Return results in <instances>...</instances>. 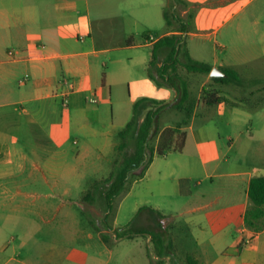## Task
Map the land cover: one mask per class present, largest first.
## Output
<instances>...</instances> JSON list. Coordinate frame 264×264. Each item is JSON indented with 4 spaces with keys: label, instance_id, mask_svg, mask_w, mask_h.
<instances>
[{
    "label": "crops",
    "instance_id": "obj_1",
    "mask_svg": "<svg viewBox=\"0 0 264 264\" xmlns=\"http://www.w3.org/2000/svg\"><path fill=\"white\" fill-rule=\"evenodd\" d=\"M138 4L145 5L146 0H0V100L5 102L3 106L13 107L0 113V144L13 139L8 127L16 129L24 117L35 132H40L55 147L48 156L47 168L51 159L65 154L79 143L77 139L73 145L71 143L69 134L72 127L88 135L92 143L100 134L96 125L105 121L112 108V88L96 61L100 54L121 49L108 47L119 39L112 31L117 15L128 12L135 22L147 16V9H138ZM166 11L187 17L196 30H189L183 22V30H179L178 23L170 30L165 29L161 18H164ZM150 19L161 32L145 33L144 44L138 45L134 44V32L130 28L126 31L127 50L143 45L153 47L162 37L176 35L181 37L189 56L209 65L211 71L214 67L223 72L230 69L226 68L225 62L217 65L214 59V64H208L195 56L190 41L200 40L203 46L213 41L220 51L229 52L235 59L264 58V0H157ZM95 21L99 23L98 28H95ZM121 29H124V25ZM150 36L155 38L154 42L148 41ZM38 45L45 48H37ZM193 45L197 50L199 44ZM167 53L162 50L161 60L166 59ZM129 60L133 61V58ZM210 73L190 74L194 79H201L203 85L208 84L206 90L217 91L219 97H227L232 82L215 83ZM142 81L145 82L144 77ZM187 83L195 98L190 81ZM167 88L171 91H166L163 98H156L152 94H143L142 97L173 101L177 93L173 88ZM234 95V104L245 100L241 97L238 101L236 97L239 95L235 90ZM91 98L95 102H91ZM57 102L67 111L62 124L56 123ZM215 107L223 109L225 102L208 106L204 99L202 102L196 100L193 117L187 125L179 128L186 134L181 151L174 150L179 139L178 134L171 131L183 120V113L178 111L179 119L160 129L152 161L146 168V177L155 180L162 196L175 199L186 196L187 202H192L185 212L191 216L185 220L183 227L192 233L200 248L199 256L195 257L198 264H264V226L262 230L254 231L244 221L246 211L251 206L248 189L251 179L255 177L252 170L226 169L219 172L220 153L214 138L208 134L207 124L195 128L201 113ZM229 140L228 148L231 149L234 140ZM190 145L193 152L186 155ZM159 147L164 150L162 155L157 153ZM10 148V157L26 158L15 144ZM84 148L87 151L89 146L84 145ZM80 154V149H77L76 155ZM194 155L199 162L198 169H194ZM208 160L216 163L215 169H208ZM34 167L36 169L24 181L31 179L35 171L42 170L38 169L37 163H34ZM18 168L8 172L0 170V208L5 207L11 193L7 179L13 180L16 195H23V183L15 179L17 174L24 171L20 162ZM194 176L199 177L196 178L197 191H193L189 185ZM227 177L233 180L224 181L219 187L221 191L214 192V178ZM206 179L211 184L203 187ZM242 183L245 184L244 189L240 187ZM184 184L185 190L182 187ZM86 204L79 202L83 210ZM62 213L63 222L66 223L62 226L63 232L69 234L70 223L76 218L70 209ZM108 216L105 212V222ZM166 220L159 207L151 209L140 217L143 227L135 230L160 234L153 228L166 227ZM90 227L93 230L86 233L88 244L84 248L73 249L53 244L40 254L36 264H148L147 248L152 246L150 236L117 237V232L126 231L130 223L121 226L115 216L104 228H98L93 222ZM248 238L252 239L251 244H245ZM6 246L8 243H3V249Z\"/></svg>",
    "mask_w": 264,
    "mask_h": 264
},
{
    "label": "rangeland",
    "instance_id": "obj_2",
    "mask_svg": "<svg viewBox=\"0 0 264 264\" xmlns=\"http://www.w3.org/2000/svg\"><path fill=\"white\" fill-rule=\"evenodd\" d=\"M156 2L157 0H146L145 5L138 4V9L146 8L148 13L145 18H139V22H135L133 16L126 12L117 15V20L112 24V31L119 39L108 47L121 49L100 54L96 61L99 70L106 75L108 84L112 88V108L105 121L96 125L100 134L92 143L88 135L72 127L69 134L71 143L73 145L76 139L79 143L74 144L65 154L51 159L50 167L47 168L48 156L55 150L53 143L45 139L40 132H35L26 117L22 118L21 125L16 129L8 127L13 139L0 144V170L8 172L19 169V162L22 164L21 169L24 171L22 174H17L15 179L23 183V195H16L13 180H6L10 182L8 188L11 193L5 207L0 208V264H22V262L36 264L40 254L53 244L69 246L73 249L84 248L88 244L86 233L92 229L90 224L93 222L98 228H104L115 216L118 217L121 226L130 223L127 232L134 231L143 227L140 217L158 207L167 219L164 222L166 227L153 229L163 237L165 248L163 255L158 256L152 242L151 248H147L148 264H187L188 256L194 258L199 256L200 248L196 245L192 233L183 227L185 220L191 216L185 212L188 204L192 202L188 203L186 196L177 199L162 196L155 180L150 176L146 177L148 159L139 167L130 170L125 188L114 200L106 222L103 217L106 212L104 193L124 159L134 153L132 140L128 141V146L123 151L117 148L122 143V139L118 136L119 132L124 130L131 120L134 103L142 98L143 94L163 98L166 91H171L166 86L159 88L149 79L150 71L156 73L154 68L149 69L148 64L152 47L143 45L131 50L126 49V31L130 28L134 32V44L138 45L144 44L145 33L161 32L150 19V13ZM173 15L175 20L171 25L166 22L165 17L161 18L165 29L170 30L178 23L179 30H183L184 23L189 30H196L187 17L182 18L180 13ZM123 25L124 29H121ZM97 26L99 27V23L95 21V28H98ZM224 30L225 28L222 32ZM196 43L199 44L197 50L193 45ZM207 44L208 46H203L200 40H193L190 41V48L195 56L206 60L208 64H214V59L217 65L225 62L226 68L237 73L242 82H232L229 86L231 91L227 93V97L223 96L225 107L223 109L215 107L210 111L202 112L196 120L195 128L201 127L200 124H207L208 134L214 138L220 153L219 172L227 171L226 169H251L253 176H264V58L235 59L229 52L220 51L213 41ZM164 51L168 52V49ZM129 58H133V61ZM144 60L146 63H143ZM179 74L190 81L195 99L202 102L204 89L208 84L203 85L201 79H194L193 75L183 67L179 68ZM143 77L145 82L142 81ZM234 90L239 95L236 97L238 101L241 97L245 98L243 102L234 104ZM57 103L56 123L62 124L67 111H64L61 103ZM3 104L5 102L0 100V113L13 108ZM69 107L71 111L72 108ZM17 109L20 107L17 106ZM178 119L177 110L163 113L149 147H155L156 137L161 128ZM229 138L234 140L231 149L228 148ZM12 144L26 155L25 159L10 157ZM84 145L89 146L87 151ZM77 149H80V156L76 155ZM191 149L193 148L190 145L185 152L186 155L192 154ZM147 153L148 157L150 152ZM193 161L196 163L194 169H198V159ZM34 163H37L38 169L42 170L35 171L31 179L24 181L29 173L36 169ZM207 164L208 169H215L216 163L213 161L208 160ZM196 178L199 177L194 176L189 184L193 191H197ZM232 180L233 178L228 177L214 178L213 191H221L219 187L223 182ZM210 184L209 179L203 181V187ZM244 186L245 184L242 183L240 187L244 189ZM182 187L183 190L186 189L185 184ZM81 201L87 203L85 210L79 205ZM194 201L196 202L195 199ZM67 209H70L71 214L76 218V221L70 223L69 234L63 232L62 228L66 224L63 222L62 212ZM155 213L158 215V211ZM5 242L8 246L3 249Z\"/></svg>",
    "mask_w": 264,
    "mask_h": 264
},
{
    "label": "trees",
    "instance_id": "obj_3",
    "mask_svg": "<svg viewBox=\"0 0 264 264\" xmlns=\"http://www.w3.org/2000/svg\"><path fill=\"white\" fill-rule=\"evenodd\" d=\"M164 17L166 22L171 25L175 17L170 12H165ZM179 21V19H177ZM183 29L185 25L183 24ZM163 49H168L166 59L161 60V52ZM162 64L159 66V63ZM183 67L189 73L209 74L211 67L205 63L195 61L186 50L185 44L181 37L172 35L165 36L159 39L152 47V56L149 62V69L154 68L155 74L149 72V77L158 86H167L173 88L177 96L173 101H157L150 97H142L133 105V115L127 123L126 128L119 132V137L122 143L118 145V149L123 151L128 146V141L132 140L134 145V153L124 159L119 167L116 175L110 182L108 189L104 193V204L109 215L113 207L114 200L124 190L128 181L131 169L142 165L146 159V164L152 161L155 149L149 147V142L154 136L160 116L169 110H177L183 113L184 119L175 125L172 133L178 134V141L174 150L181 151L185 142V132H181L179 128L189 123L193 117L196 106V99L190 92L187 81L179 74V68ZM226 77L211 78L215 83H241L242 80L237 73L224 70ZM205 104L215 106L224 101L223 97H219L217 91H209L205 89L204 97ZM150 155L147 157L148 153ZM157 153L162 155L163 148H158ZM88 196V195H87ZM248 197L251 206L246 211L244 221L245 225L254 231L262 230L264 226V176H258L251 179L248 189ZM148 235L155 245L158 256H162L165 248V241L160 234L152 233L147 230L123 231L117 232V237ZM187 264H198V261L192 257H187Z\"/></svg>",
    "mask_w": 264,
    "mask_h": 264
},
{
    "label": "water",
    "instance_id": "obj_4",
    "mask_svg": "<svg viewBox=\"0 0 264 264\" xmlns=\"http://www.w3.org/2000/svg\"><path fill=\"white\" fill-rule=\"evenodd\" d=\"M227 74L223 72L221 69L218 67H214L210 73L211 78H219V77H226Z\"/></svg>",
    "mask_w": 264,
    "mask_h": 264
},
{
    "label": "built area",
    "instance_id": "obj_5",
    "mask_svg": "<svg viewBox=\"0 0 264 264\" xmlns=\"http://www.w3.org/2000/svg\"><path fill=\"white\" fill-rule=\"evenodd\" d=\"M149 42H154L155 41V38L153 36H150L149 39H148ZM37 48H40V49H44L45 46L44 45H38ZM91 102H95V99L94 98H91L89 99ZM67 102V101H66ZM65 102V105L67 106ZM252 243V239L248 238L245 240V244H251Z\"/></svg>",
    "mask_w": 264,
    "mask_h": 264
}]
</instances>
